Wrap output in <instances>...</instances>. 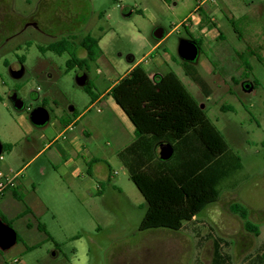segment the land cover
I'll use <instances>...</instances> for the list:
<instances>
[{
    "label": "rangeland",
    "instance_id": "1",
    "mask_svg": "<svg viewBox=\"0 0 264 264\" xmlns=\"http://www.w3.org/2000/svg\"><path fill=\"white\" fill-rule=\"evenodd\" d=\"M0 5L6 10L0 18V143L12 145L0 155L5 169L28 163L22 171L28 179L16 191L20 199L12 189L3 193L0 215L9 226L0 225L12 228L19 239L8 250L0 249V264L18 259L21 264H209L210 231L230 243L233 264H243L264 248V0H0ZM204 11L213 15L215 32L222 34L200 46L192 63L210 88L208 99L184 74L177 54L181 40L196 39L186 28L192 25L188 16ZM157 28L164 31L161 41L153 37ZM88 34L99 40L100 51L88 71H66L68 53L39 50L69 37L78 44ZM156 44L153 59L147 53ZM76 56L85 58L84 50L78 48ZM134 64L151 79L174 72L238 159L218 186L217 201L179 232L138 231L146 203L116 156L129 141L125 124L106 100L90 106V97L75 81L85 75L99 96ZM19 66L23 74L13 78L11 71ZM12 93L23 101L22 110L13 108ZM43 100L49 120L35 127L29 114L43 107ZM82 113L73 132L41 151L64 122ZM82 128L90 134L81 138L86 155L69 138ZM99 185L101 194L95 195ZM34 188L48 209L36 208L28 228L29 220L17 216L25 205L34 206ZM234 204L247 210L258 235L245 230L231 211ZM37 223L51 240L36 229ZM35 244L36 249L26 250Z\"/></svg>",
    "mask_w": 264,
    "mask_h": 264
},
{
    "label": "trees",
    "instance_id": "2",
    "mask_svg": "<svg viewBox=\"0 0 264 264\" xmlns=\"http://www.w3.org/2000/svg\"><path fill=\"white\" fill-rule=\"evenodd\" d=\"M161 1L169 4L172 0ZM197 11L201 12L200 7ZM202 19L206 24L207 17L203 13ZM232 25L237 32L233 23ZM210 26L214 27L212 23H209ZM238 37L240 38L239 35ZM74 40V37L60 39L39 50L58 56L68 53L66 71L73 68L88 71L89 63L99 55V40L89 34L78 44ZM191 40L200 51V43L195 39ZM78 48L84 50L85 58L76 56ZM257 59L260 61V58ZM242 65L245 70H249L247 62H242ZM181 66L184 74L208 98L210 88L193 65L181 61ZM83 90L90 97V102H93L96 96L91 91L89 82ZM108 96L134 128V141L118 152L117 158L146 203L138 231L183 230L217 201L218 186L238 159L230 155L229 146L220 131L173 72L151 79L140 65H136L111 87ZM45 104L46 101L43 100L42 106L45 107ZM221 109L229 108L223 106ZM70 122H64L63 127ZM163 143L170 144L173 148V156L165 162L159 160L157 150ZM11 149L12 145L2 144L3 152H10ZM108 170L110 172L109 168ZM101 188L99 185L97 195L101 194ZM13 195L20 199L14 190ZM231 211L240 218L246 231L258 235V230L249 222L244 207L234 204ZM28 213L30 210L25 205L23 214ZM0 222L8 225L1 215ZM36 229L44 233L47 240H51L44 225L37 223ZM210 232L207 238L212 242L213 251L209 264H233L228 251L230 243ZM16 236L17 242L19 238L17 234ZM37 247L38 245L26 247V250ZM243 264H264V248L259 247L254 254L244 259Z\"/></svg>",
    "mask_w": 264,
    "mask_h": 264
},
{
    "label": "crops",
    "instance_id": "3",
    "mask_svg": "<svg viewBox=\"0 0 264 264\" xmlns=\"http://www.w3.org/2000/svg\"><path fill=\"white\" fill-rule=\"evenodd\" d=\"M199 7H200V10H201L202 9L201 6H199ZM196 9H194V11H196ZM204 12H205L206 17H208L206 24L203 22L202 15L199 16L197 13H195L193 15L188 16V17H190V21L189 22H191L192 25H191V27H189L188 25L186 27V28L189 29V33L190 34H192V35L195 34V36H196L195 37L196 38L195 40H197L200 43V46H203V45L206 46V43L207 42L213 41V40H216V39L222 37V34L221 33L215 32V29L214 28H217V26H216V20L213 17V15L208 14V12H206V11H204ZM208 22L212 23L214 25V27L213 28H211V26L209 27V23ZM163 38H164V36H163ZM157 46H158V44H156L154 47H152V49L147 54L149 56L154 55V50L156 49ZM153 59H155V55L153 56ZM136 65L137 64H134L132 67H130L128 69V71L123 76H125ZM149 78H151V77L149 76ZM120 79H118V80H120ZM117 81H115L114 83H112V85L109 86L104 91V93L100 94L99 96H96L95 97V100L93 102H91V104H90V106H96V105L101 104L103 100H106V104H107L108 108L112 112H114L122 120V122L125 124V130H126V133H127L128 137H129V141L125 145H123L119 151H117L116 156H117L118 152H120L123 149H125L127 146H129L134 141V128H133L132 124L130 123V121L128 120V118L124 115V113L121 111V109L113 102V100L111 99V97L108 96V93H109L111 87L114 84H116ZM208 98H206V99H208ZM82 117H83V113L81 115H79L74 121H71L67 126L63 127L59 131L58 135L50 143L46 144L41 151H43L45 149H47V151H49L50 148L53 146V144L56 142V140H58L59 138H63L64 135H66L69 132H73L74 129H75V126L77 125L78 121L81 120ZM82 137L83 138L90 139V134L88 133V130L87 129L82 128L79 134H73L69 138H71L72 142H74V144H76L75 146H76L77 150L78 151L79 150H82L83 152H85V155H86L87 149H86V146L84 145V143H81V138ZM157 150H158V147H157ZM40 152H38V154ZM51 158L57 159L56 156H52ZM60 158L63 159L62 157H60ZM63 164L65 166L68 165V163H66V162H64ZM27 165H28V163L25 164L23 167H21L19 170H11V169H8V168L5 169L4 163L2 161V162H0V168H1L0 170H2L5 173H8V174L9 173L11 174V173L19 172V173H21V176H22V171L27 167ZM71 177L73 178V175H71ZM27 179L28 178L26 176L25 177H21V180H18V182L16 183V186L12 190L18 191L19 188L22 186V183L24 181H26ZM97 192H98V187H96L95 195H97ZM38 194L39 193H38L37 188H34L33 189V195L35 197V201H34L35 204H34V206L31 205V204H28L27 205V207L30 210V213L23 214V212H21L17 216V218H27V220H29L28 223H27V225H26L28 228L29 227L30 228L32 227V225L30 223V219H33L34 218L35 213H36V211H34V210L36 208H38L39 210L45 209L46 211L48 209V208L45 207V205H46L45 199L43 197H41L40 195H38ZM0 197H2V198H0V211H1L2 210V205L5 204L4 203V200L5 199H3V195L0 196ZM36 217L40 220L41 215H36ZM32 246H36V244L35 245H31V246H27V247H32ZM21 262L22 261L19 260V259L17 261L16 260L14 261V263H16V264H21Z\"/></svg>",
    "mask_w": 264,
    "mask_h": 264
},
{
    "label": "water",
    "instance_id": "4",
    "mask_svg": "<svg viewBox=\"0 0 264 264\" xmlns=\"http://www.w3.org/2000/svg\"><path fill=\"white\" fill-rule=\"evenodd\" d=\"M164 36V31L161 28L155 29L153 37L156 41H161ZM178 57L181 61L192 64L197 60L199 50L197 44L192 40H181L177 49ZM23 74V69L20 68L11 71L13 78H18ZM78 86L84 87L87 84V77L85 75L78 76L75 79ZM10 102L15 110L20 111L24 107V103L17 97L16 93H12L9 97ZM49 120V115L44 107H37L29 114V121L35 127L44 126ZM2 145L0 143V153ZM173 156V148L170 144L163 143L158 147V157L162 162L168 161ZM17 240L16 232L5 225H0V249L8 250Z\"/></svg>",
    "mask_w": 264,
    "mask_h": 264
},
{
    "label": "built area",
    "instance_id": "5",
    "mask_svg": "<svg viewBox=\"0 0 264 264\" xmlns=\"http://www.w3.org/2000/svg\"><path fill=\"white\" fill-rule=\"evenodd\" d=\"M245 1H249V0H245ZM2 161L3 158L0 155V162ZM21 177H22L21 173L19 172L8 174L0 170V196H2L6 190L13 189L16 186L18 180L21 179Z\"/></svg>",
    "mask_w": 264,
    "mask_h": 264
},
{
    "label": "flooded vegetation",
    "instance_id": "6",
    "mask_svg": "<svg viewBox=\"0 0 264 264\" xmlns=\"http://www.w3.org/2000/svg\"><path fill=\"white\" fill-rule=\"evenodd\" d=\"M6 11L5 8L3 6L0 5V18H2L4 15L2 14L1 11ZM3 32V28H1V33ZM21 68V66H19V69Z\"/></svg>",
    "mask_w": 264,
    "mask_h": 264
}]
</instances>
